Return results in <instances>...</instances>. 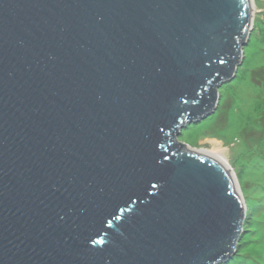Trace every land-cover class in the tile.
<instances>
[{
  "label": "water",
  "instance_id": "1",
  "mask_svg": "<svg viewBox=\"0 0 264 264\" xmlns=\"http://www.w3.org/2000/svg\"><path fill=\"white\" fill-rule=\"evenodd\" d=\"M251 14V0H0V264L227 260L233 173L176 138L215 110Z\"/></svg>",
  "mask_w": 264,
  "mask_h": 264
},
{
  "label": "rangeland",
  "instance_id": "2",
  "mask_svg": "<svg viewBox=\"0 0 264 264\" xmlns=\"http://www.w3.org/2000/svg\"><path fill=\"white\" fill-rule=\"evenodd\" d=\"M251 9L241 62L217 88L215 110L176 138L218 152L233 173L243 220L232 255L220 264H264V0H251Z\"/></svg>",
  "mask_w": 264,
  "mask_h": 264
},
{
  "label": "bare ground",
  "instance_id": "3",
  "mask_svg": "<svg viewBox=\"0 0 264 264\" xmlns=\"http://www.w3.org/2000/svg\"><path fill=\"white\" fill-rule=\"evenodd\" d=\"M207 152H209V153H211V154H213V155H215L216 157H218L225 165H226V163H225V161L220 157V154L218 153V152H215V151H207ZM227 166V165H226ZM228 167V166H227ZM234 185H235V181H234ZM235 190H236V192H237V188H236V185H235ZM238 193V192H237Z\"/></svg>",
  "mask_w": 264,
  "mask_h": 264
}]
</instances>
